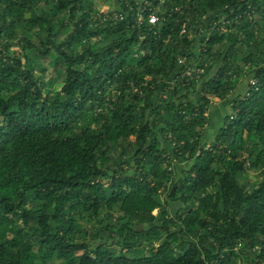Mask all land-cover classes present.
Listing matches in <instances>:
<instances>
[{"label": "trees", "instance_id": "obj_1", "mask_svg": "<svg viewBox=\"0 0 264 264\" xmlns=\"http://www.w3.org/2000/svg\"><path fill=\"white\" fill-rule=\"evenodd\" d=\"M83 1L0 0V264H264V0Z\"/></svg>", "mask_w": 264, "mask_h": 264}, {"label": "rangeland", "instance_id": "obj_2", "mask_svg": "<svg viewBox=\"0 0 264 264\" xmlns=\"http://www.w3.org/2000/svg\"><path fill=\"white\" fill-rule=\"evenodd\" d=\"M86 1L87 0H84L83 2L85 3ZM93 1H95L102 10H111L115 7V4H116V0H93ZM248 79L249 77L242 78L240 84L238 85V88L236 89L237 92H244V89L247 86ZM233 95L234 93L230 94L229 98H226L223 100H220L218 98L213 99L212 104L209 109L210 122H209L208 128L206 129V131L209 130L211 132L210 135H212V130L214 132L215 130H217L218 126L220 125L223 116L225 115L226 111H228V106H227L228 102L233 97ZM186 167H187V164L178 165L176 168V174L180 175L182 172V169ZM257 175H258L257 171H250L249 176H248V181L252 183L256 179ZM112 191L114 190L109 189L107 191V195L109 196L110 192ZM178 206H179L178 203L177 204L171 203L170 213L172 214L174 210L178 208ZM156 212H157V209L153 211V213H156ZM54 264H58V262H55Z\"/></svg>", "mask_w": 264, "mask_h": 264}, {"label": "built area", "instance_id": "obj_3", "mask_svg": "<svg viewBox=\"0 0 264 264\" xmlns=\"http://www.w3.org/2000/svg\"><path fill=\"white\" fill-rule=\"evenodd\" d=\"M142 7L136 11V21L137 23H141L143 19L146 17L149 24L154 25L159 20V15L157 14L156 10L146 7V0H142ZM147 11H149L147 13ZM179 61H182L180 58ZM191 69L188 68L182 72V76L184 75H190Z\"/></svg>", "mask_w": 264, "mask_h": 264}]
</instances>
